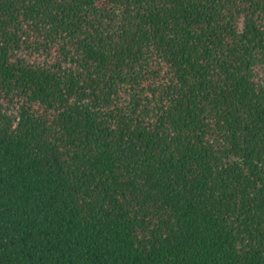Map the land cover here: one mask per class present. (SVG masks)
<instances>
[{"label":"trees","instance_id":"1","mask_svg":"<svg viewBox=\"0 0 264 264\" xmlns=\"http://www.w3.org/2000/svg\"><path fill=\"white\" fill-rule=\"evenodd\" d=\"M0 264H264V0H0Z\"/></svg>","mask_w":264,"mask_h":264}]
</instances>
